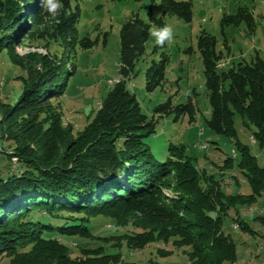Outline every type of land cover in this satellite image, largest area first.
Instances as JSON below:
<instances>
[{"label": "trees", "instance_id": "16d2710c", "mask_svg": "<svg viewBox=\"0 0 264 264\" xmlns=\"http://www.w3.org/2000/svg\"><path fill=\"white\" fill-rule=\"evenodd\" d=\"M158 1L162 17L153 16L152 6L149 22L134 12L123 23L121 80L102 100L93 119L75 133L73 125L64 128L62 115L52 104L65 95L74 69L67 68L64 57L60 61L36 53L20 57L17 47L24 39H32L35 29L47 21L51 26L39 32V38L57 37L71 48L94 47L89 37H79L81 10L79 5L74 8L78 0H61L63 7L55 18L41 0H0V60L6 52L14 65L27 72L14 102L3 100L0 86V142L8 144L11 162L9 172L0 176V259L9 258V264H123L121 254H109L104 246L83 248L81 256L74 257L63 240L76 236L94 240L91 221L103 216L132 228L122 235L129 248L145 249L153 242L176 238L175 247L190 248L185 264H235L236 243L224 232V219L235 206L253 207L264 196V166L239 139L236 115L251 131L252 142L264 151V55L256 50L250 59L230 60L226 30L245 24L246 35L253 36L254 8L239 6L224 14L227 51L218 50V38L207 30L198 37L210 104L205 123L234 141L235 153L241 154L238 166L252 190L251 194L228 193L222 179L201 170L184 154L183 146L170 144L169 157L161 161L146 141L157 134V121L143 112L129 83L146 54L148 29L165 24L168 16L185 23L194 16L193 0ZM164 48L155 46L153 52H161V58L146 70L148 93L167 83L170 58ZM198 112L192 98L186 104H174L170 97L154 109L159 118L189 116L191 123ZM0 153H5L4 146ZM235 158L228 157L225 168H233ZM168 190L172 197L167 196ZM255 219L264 226V214ZM234 221L254 233L239 212Z\"/></svg>", "mask_w": 264, "mask_h": 264}, {"label": "rangeland", "instance_id": "374dc122", "mask_svg": "<svg viewBox=\"0 0 264 264\" xmlns=\"http://www.w3.org/2000/svg\"><path fill=\"white\" fill-rule=\"evenodd\" d=\"M194 16L191 23H185L177 17H166L165 23L170 24L174 31V39L166 43L164 51L169 55L167 67V83L153 93L145 89L146 70L153 60L159 61L161 52L154 53L156 46L154 38L150 37L146 44V54L139 61L136 75L129 83L143 109L151 120L157 121V134L147 138L154 155L161 161L169 157V146L184 147V154L190 157L197 166L210 176L223 181V188L228 193L240 192L251 194L252 190L246 181V176L238 166L241 154L235 153L234 141L218 135L205 123L210 117V104L205 86V72L201 53L198 48V37L207 30L219 40L218 50L227 51L224 46L225 36L222 32L224 14H230L239 6L254 8L256 31L253 36L246 35L245 24L240 27H230L226 30L228 43L231 47V58H240L243 54L249 58L256 50L264 55V0H193ZM81 19L78 25L80 39L89 37L95 42L94 47L84 49L80 45L70 47L59 38H39V32H45L51 26L50 22L40 24L35 29L32 39H24L17 47V54L25 57L28 54L45 55L50 59L60 61L65 58L67 68L74 69L66 93L52 100L54 108L62 115L64 128H75V133L83 130L99 108L102 100L110 89L120 80L119 67L121 59V28L132 13H139L142 19L149 22V11L153 8V16H163L160 3L157 0H78ZM228 60V59H227ZM226 61V60H225ZM229 61V60H228ZM224 66V63L221 64ZM25 69L14 65L6 52L1 54L0 86L3 100L14 102L22 87L21 77H26ZM170 97L174 104H186L192 98L199 112L196 122L191 123L189 116L175 120V115L162 118L155 116L157 105ZM81 115V116H80ZM81 117V118H79ZM83 117V120H82ZM236 128L239 139L249 145L260 165L264 166V151L250 139L251 131L243 124L240 115H236ZM5 153H0V176L9 172L11 162L7 157L8 144L3 145ZM236 157L233 168H225L228 157ZM239 182V183H238ZM167 196L173 192L166 191ZM238 212L242 219L250 225L252 231H246L235 224L234 218ZM264 214V196L253 207L239 204L230 209L229 216L224 219V232L230 235L237 248L235 264H264V226L255 218ZM96 238L64 237L70 246L74 257L81 256L83 248L104 246L109 254H121L123 264H185L189 262L190 248H177L172 238L170 242L156 241L145 249H132L122 235L132 228L120 227L114 220L103 216L91 221ZM109 238V240H104ZM10 259L3 257L0 264H9ZM225 264H231L226 262Z\"/></svg>", "mask_w": 264, "mask_h": 264}, {"label": "clouds", "instance_id": "9594fccd", "mask_svg": "<svg viewBox=\"0 0 264 264\" xmlns=\"http://www.w3.org/2000/svg\"><path fill=\"white\" fill-rule=\"evenodd\" d=\"M41 5L52 18L57 17L63 7L61 0H41ZM148 33L150 37L154 38V42L158 46L171 43L174 39L173 28L167 23L163 25L152 24L148 29Z\"/></svg>", "mask_w": 264, "mask_h": 264}, {"label": "bare ground", "instance_id": "6f19581e", "mask_svg": "<svg viewBox=\"0 0 264 264\" xmlns=\"http://www.w3.org/2000/svg\"><path fill=\"white\" fill-rule=\"evenodd\" d=\"M3 145L0 142V152L2 151ZM13 163H17V158H13Z\"/></svg>", "mask_w": 264, "mask_h": 264}, {"label": "crops", "instance_id": "0c3cea01", "mask_svg": "<svg viewBox=\"0 0 264 264\" xmlns=\"http://www.w3.org/2000/svg\"><path fill=\"white\" fill-rule=\"evenodd\" d=\"M242 56H244L245 57V55L243 54ZM233 59H235V58H233ZM238 59V58H237ZM230 60H232V58L230 59ZM81 116V115H80ZM79 118H81V117H79ZM82 120H83V117H82Z\"/></svg>", "mask_w": 264, "mask_h": 264}, {"label": "built area", "instance_id": "2783aa9c", "mask_svg": "<svg viewBox=\"0 0 264 264\" xmlns=\"http://www.w3.org/2000/svg\"><path fill=\"white\" fill-rule=\"evenodd\" d=\"M119 83V82H118ZM253 142H255V140H253Z\"/></svg>", "mask_w": 264, "mask_h": 264}]
</instances>
